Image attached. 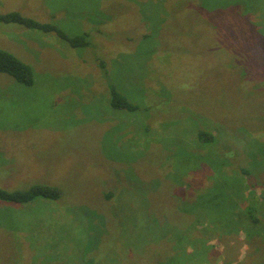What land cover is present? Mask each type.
I'll return each instance as SVG.
<instances>
[{
	"label": "rangeland",
	"instance_id": "374dc122",
	"mask_svg": "<svg viewBox=\"0 0 264 264\" xmlns=\"http://www.w3.org/2000/svg\"><path fill=\"white\" fill-rule=\"evenodd\" d=\"M5 12L86 30L95 47L76 51L55 33L0 23V48L35 74L24 86L0 73V186L61 191L30 204L0 200V264H145L156 252L167 264H250L254 239L242 231L229 237L206 223L191 233L178 188L216 185V214L241 186L246 202L262 201L264 185L251 190L238 165L264 170V0H0ZM96 57L155 111L111 108ZM198 124L218 138L204 156L233 155L208 186L211 172L197 160H209L192 147ZM105 185L114 200L102 196ZM145 202L175 250L144 230ZM256 216L264 224V212Z\"/></svg>",
	"mask_w": 264,
	"mask_h": 264
},
{
	"label": "trees",
	"instance_id": "16d2710c",
	"mask_svg": "<svg viewBox=\"0 0 264 264\" xmlns=\"http://www.w3.org/2000/svg\"><path fill=\"white\" fill-rule=\"evenodd\" d=\"M0 23L8 24V23H17L20 25H23L25 27H28L33 30H37L43 33H55L59 38L64 40L76 51L86 50V51H92L94 52V45L91 41V35L86 30H74L72 32H69L67 30L59 28L57 25L53 23H47V22H40L35 19L23 16L19 12H5L0 13ZM149 32V31H148ZM142 34L141 36L137 38L131 37L129 40L132 42L133 40H136L137 44H140L141 41L146 40L149 37V33ZM83 58V57H82ZM84 59V58H83ZM96 60L98 61L97 65L100 71L102 72L105 79H108L106 82L107 90H108V101L107 103L110 105L111 108H113L115 111H122V112H128L129 114H146L148 112L155 111V106L152 105V99L150 96L147 99L146 104L142 100V94L140 95V92L136 91H127V87H122V85L119 82H116V79L112 76V68L110 70V67L107 65L106 59H102L100 57H96ZM86 61V60H83ZM0 73H3L5 75L10 76L15 82L24 85V86H32L35 81V74L33 69L29 64L19 59L16 55L9 52L8 50L0 48ZM168 98L165 99V101H171V97L169 94ZM196 139H193V151H195L196 154L200 155L202 158H206L209 161L202 162L204 159L197 160V165H199V168H207L211 175H207L206 178L209 181V183L206 185H211L213 183L217 182V171L220 173L223 172L224 169H228L229 171L232 169L233 165L230 164V161L227 162V159L222 158L227 157L229 159L232 158V154L229 153H217L213 152V158L209 159L203 153L205 147L210 148L218 143V138L214 133L211 131L204 129L203 127H200L198 124L196 126ZM203 150V151H202ZM226 155V156H225ZM241 165H238V171L239 174H243L245 178L248 180L247 182L250 183L252 186L251 190L258 189V187H262L264 185V170L259 169L256 174L251 173L247 170L246 166L242 167L243 165H247L244 163V161L240 160L239 162ZM224 167V168H223ZM215 172V173H214ZM198 172L195 170L194 174H197ZM226 173V171H225ZM250 173V175H249ZM248 175V176H246ZM242 176V175H240ZM193 181V180H191ZM191 181H182L180 184L184 187L178 188L179 193L181 194L180 199L185 198L184 201H188L187 203V211L188 215L190 216L191 223H190V229L191 233L194 230H197L198 226H201L203 224H213L215 226V229L219 228L218 231L221 235L222 232L226 233L229 237L238 234L240 231H242L244 235V239H248L250 237H253L254 240L250 239V243L252 242L253 248L255 249V252L252 254L250 258V264H264V224L261 222V220L256 216V213L258 212H264V193L261 195V200L259 203L257 201L244 200V192L248 188H244L241 186L239 194L236 196H232L231 200L233 202V206L230 207L227 201H224V208L222 212H219V214H216L213 210L214 204L216 200L221 199L218 196L221 194L220 189L213 188L216 187L213 186L209 188L206 191L199 190L200 188H196L195 183ZM243 185V180H242ZM105 190L103 193V197L106 199V201L114 200L117 195L113 189H111L109 186H104ZM220 187V186H219ZM198 190V191H196ZM193 191H196L193 193ZM142 194L141 192H139ZM226 195L228 196V192H226ZM61 196V191L58 187L45 184V183H36L33 185H30L27 188H16V189H9L5 188L4 186H0V200L5 202H10L15 205H23V204H30L33 202L36 198H43L47 200H57ZM145 197V196H144ZM144 197L142 196L143 200ZM146 198V197H145ZM145 201V200H144ZM139 202L141 200L139 199ZM229 204V205H228ZM231 209L233 212V215L231 217L230 221H234L233 225H230V221L226 218V210ZM143 213H145L144 218V230L147 231V234L154 233L157 234V236L154 235V239L152 242L158 243V241H161L160 243H163L164 241L169 240L170 231L167 233H164L162 231V227L160 226L158 222H154V220L147 214V211H149V207L147 206L146 202L145 205H143ZM185 213V211H184ZM135 214V213H133ZM132 214V215H133ZM139 220H137V217L133 219H129V231L132 229V225L137 224L138 222H142L141 217L139 216ZM123 222V220L121 221ZM119 223V225L121 224ZM154 222V225H153ZM183 225V224H182ZM189 226V222H188ZM190 233V234H191ZM167 237V238H166ZM176 238L173 237L172 243L170 244V248L176 247ZM145 240H149L148 236L145 235ZM158 240V241H157ZM255 241V242H254ZM189 241H187L188 243ZM256 243V244H255ZM145 264H167L164 261V258L162 257L160 252H156L153 257H147Z\"/></svg>",
	"mask_w": 264,
	"mask_h": 264
}]
</instances>
